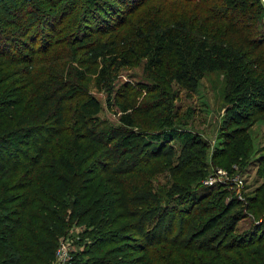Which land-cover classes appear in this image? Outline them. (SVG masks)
Returning <instances> with one entry per match:
<instances>
[{"label":"trees","instance_id":"obj_1","mask_svg":"<svg viewBox=\"0 0 264 264\" xmlns=\"http://www.w3.org/2000/svg\"><path fill=\"white\" fill-rule=\"evenodd\" d=\"M167 54L176 64L156 86L162 98L137 104L144 91L127 85L122 110L131 111L99 126L88 73L106 80L144 57L149 71ZM212 70L225 71L236 94L226 95L216 148L228 168L250 153L248 127L264 118L260 0H0V264H54L73 223L89 238L75 264H264V181L260 194L225 201V189L201 182L205 141L187 133L174 151L162 129L174 116L170 83L194 89ZM146 156L174 159L199 186L174 182L161 197L126 185Z\"/></svg>","mask_w":264,"mask_h":264},{"label":"rangeland","instance_id":"obj_2","mask_svg":"<svg viewBox=\"0 0 264 264\" xmlns=\"http://www.w3.org/2000/svg\"><path fill=\"white\" fill-rule=\"evenodd\" d=\"M260 1L264 3V0ZM160 42L162 43V41ZM78 52L86 51L82 47ZM163 57L162 63L157 67L151 68L149 71V68H146L148 59L144 57L138 59L136 63L117 66V68L113 69L110 75L105 78L106 80L100 79L97 81L95 74L91 72L88 73V89L91 94L97 98L100 105L99 111L95 115L100 121L99 126L118 125L121 123L122 116H125L126 112L131 111L129 108L122 110L125 98L120 95L125 92L127 85L133 86L134 89L135 87H139L144 91L143 93H139V97L135 98L137 104H139L143 98H148L147 101L150 104L158 102L160 98H162L163 94L158 92L156 86L158 83H163V79L165 80V78L166 81H168L169 70L173 69L176 64V58L173 55L167 54ZM156 71L158 73H155L153 77L151 74ZM170 86L171 92L174 94L171 99L174 116L167 119L168 123H164L162 126L163 128H161L165 129V131L169 130V133H172L173 137L169 142L172 144L174 151L178 150L181 137H183L184 134H196L205 141L207 146L206 163L208 172L206 176H211L212 173H215L214 169L220 167L226 169L228 173L232 174L234 177L239 176L241 180V183L237 186L230 182L220 183L219 178H217L216 183L213 185L216 184L217 187L226 190V195L224 197L225 201H228L231 196L241 200L239 196L245 198L247 194L250 196L260 194L258 189L264 181V176L261 175L264 164L258 161V157L264 153L263 117L257 118L254 123L248 127L247 134L251 141L250 153L244 158L232 162L228 168L218 166L216 163L220 158L216 148L223 147L222 144L225 138L224 129H222L224 113L227 108L232 105V103L226 99V95L229 91L231 98H234L236 95L234 92H231V88L229 90L227 86L225 71L212 70L211 72L205 73L194 89L182 87L175 82H171ZM148 89L155 90L148 93ZM155 110H160V107ZM132 127L135 130L137 129L134 125ZM156 131L158 130H153L151 134ZM213 154L217 156L213 157ZM149 158V156L145 157L147 162L141 164L136 172L123 177L126 179H123L126 185L151 187L157 191L161 197H165V192L174 182L182 186H187L188 184L191 190L199 186L195 182L189 184L182 178L181 174L174 167V159L168 162L163 157ZM108 174V172H105L104 176ZM114 178L121 179V176L114 175L112 180H114ZM202 184L206 185L203 182ZM104 185L106 186V183L102 184V186ZM207 186H212V184H208ZM214 194L215 191L210 189V194L206 198H212ZM167 203L174 204L170 201ZM187 204H190V200L189 202L185 201L183 203H181L180 200L177 205L187 206ZM251 220V215L242 217L236 224V229L243 230L247 228ZM83 228L84 225L80 226L73 223L68 226L64 234L65 241L70 244L69 250L71 251L72 257H75L77 252L82 250L85 241L87 242L89 240L88 237L80 239ZM73 264L75 263L73 262Z\"/></svg>","mask_w":264,"mask_h":264},{"label":"built area","instance_id":"obj_3","mask_svg":"<svg viewBox=\"0 0 264 264\" xmlns=\"http://www.w3.org/2000/svg\"><path fill=\"white\" fill-rule=\"evenodd\" d=\"M215 173H212L211 176H205L201 181L208 185L216 183L217 178L219 182L233 183L239 186L241 180L239 176L234 177L232 174L224 168L217 167L214 169ZM237 191V190H236ZM241 200L244 199L243 196H239ZM69 243L65 241V237H60L58 244L54 251V264H73V257L71 256V251L69 250Z\"/></svg>","mask_w":264,"mask_h":264}]
</instances>
